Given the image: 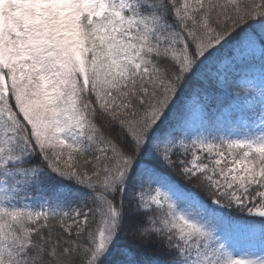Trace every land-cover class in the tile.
I'll return each instance as SVG.
<instances>
[{"label":"snow or ice","instance_id":"1","mask_svg":"<svg viewBox=\"0 0 264 264\" xmlns=\"http://www.w3.org/2000/svg\"><path fill=\"white\" fill-rule=\"evenodd\" d=\"M258 44L264 0H0V264H264V92L173 120Z\"/></svg>","mask_w":264,"mask_h":264},{"label":"trees","instance_id":"2","mask_svg":"<svg viewBox=\"0 0 264 264\" xmlns=\"http://www.w3.org/2000/svg\"><path fill=\"white\" fill-rule=\"evenodd\" d=\"M258 46L261 47L259 44ZM227 52L228 49H224L222 52V56H225ZM251 61L255 62L258 67H260L261 63H263L264 69V57H262L260 52V55L258 57H256L255 55H247V59L244 64L240 65L236 69L237 74L243 77L247 72V67L250 63H252ZM249 72L253 73L252 71ZM249 89L250 88L242 79L241 87L232 85L229 88V95L224 96L216 89V86L212 82L204 83L201 81L193 80L185 89L183 96H181L180 100L178 101L176 114L173 117V120L180 118V113L183 111L184 105L187 102V112L185 113V115L190 113L189 110L191 107H194L199 113V118L207 124H213L216 119H219L223 116L231 121L241 111V104L244 102V99L249 93ZM194 90H200L201 94L199 98L197 99L193 97L192 99H188L189 96H192ZM159 168L163 174L170 175L174 181L184 184L183 180L171 169H168L162 165H160ZM184 186L191 187L189 185ZM35 202L37 204L41 202L39 197H36ZM253 226L257 230H259V218H253ZM132 239L133 237L131 236L122 237L121 243L124 245H128Z\"/></svg>","mask_w":264,"mask_h":264},{"label":"rangeland","instance_id":"3","mask_svg":"<svg viewBox=\"0 0 264 264\" xmlns=\"http://www.w3.org/2000/svg\"><path fill=\"white\" fill-rule=\"evenodd\" d=\"M260 47L257 45L256 49L247 55H255L258 57L260 55ZM252 62V61H251ZM263 62V61H262ZM263 63L260 64V67L257 66L255 62H252L247 67V72L243 76L244 82L250 88L249 93L247 94L244 102L241 104V111L233 120H228L226 117H221L216 119L213 124H207L199 118V113L196 108L191 107L190 113L186 114V125L192 130L207 129L213 133H224L227 134L228 131H238L244 125L248 123L246 119V114L248 112V106L245 103V100L250 101L253 104H258L261 96L259 92H264V72H263ZM252 71L253 73L249 72ZM189 109V108H188ZM259 230L256 229L255 233L244 234L237 237L238 242L241 245H248L253 243H258L259 241ZM255 250V249H254Z\"/></svg>","mask_w":264,"mask_h":264}]
</instances>
